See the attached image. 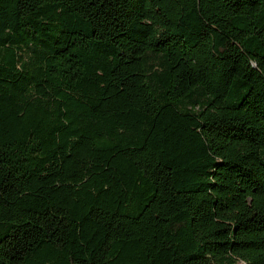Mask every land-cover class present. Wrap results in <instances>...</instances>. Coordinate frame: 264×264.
<instances>
[{"label": "trees", "instance_id": "trees-1", "mask_svg": "<svg viewBox=\"0 0 264 264\" xmlns=\"http://www.w3.org/2000/svg\"><path fill=\"white\" fill-rule=\"evenodd\" d=\"M0 264H264V0H0Z\"/></svg>", "mask_w": 264, "mask_h": 264}]
</instances>
